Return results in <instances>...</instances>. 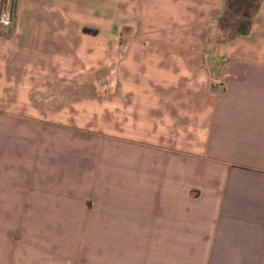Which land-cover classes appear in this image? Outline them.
<instances>
[{"label":"crops","instance_id":"crops-1","mask_svg":"<svg viewBox=\"0 0 264 264\" xmlns=\"http://www.w3.org/2000/svg\"><path fill=\"white\" fill-rule=\"evenodd\" d=\"M225 2L15 0L0 264H264V0L214 83ZM91 78L108 91L74 98Z\"/></svg>","mask_w":264,"mask_h":264},{"label":"rangeland","instance_id":"rangeland-1","mask_svg":"<svg viewBox=\"0 0 264 264\" xmlns=\"http://www.w3.org/2000/svg\"><path fill=\"white\" fill-rule=\"evenodd\" d=\"M259 4V0H226L225 2V8L222 12V14L218 17L217 19V25H216V32L215 34L209 32V27H205V29H208L206 32L205 36H203V41H202V49H205L203 53H209L213 52L211 50H218L222 47H224V44L227 41H230L231 38H234L244 32L247 31L249 28V24L251 21V18L253 17L257 7ZM4 8L5 10H8V0H4ZM10 26V22L8 25H5L3 27V32ZM202 29L204 27H201ZM109 27H104L103 28V33H109L108 32ZM127 32H130V29H126ZM199 31L198 27H186L185 34L186 35H195ZM225 59L228 61V64L230 65V60L227 55H221L218 52L217 55V61L216 62H211V65H216L218 66L217 70L214 72L215 74L219 75V78H223V73L226 71V66L224 65ZM210 65V64H209ZM227 65V64H226ZM223 66V67H221ZM97 75V74H94ZM93 75V76H94ZM106 75L108 73L106 72ZM210 72V77L211 81L214 83H217L219 81L213 80ZM91 75V77H93ZM97 77V76H96ZM94 78H91L88 82L85 80H79L75 81V88L73 90V96L74 98L81 97L82 95L84 96H98L106 93L108 90L107 89H102L100 86H96L97 84L94 83ZM84 81V82H82ZM93 81V83H92ZM96 83V82H95ZM84 85L89 86L90 88H85ZM103 96V95H102ZM96 113V111H95Z\"/></svg>","mask_w":264,"mask_h":264},{"label":"built area","instance_id":"built-area-1","mask_svg":"<svg viewBox=\"0 0 264 264\" xmlns=\"http://www.w3.org/2000/svg\"><path fill=\"white\" fill-rule=\"evenodd\" d=\"M8 23H9L8 10L7 9L5 10V8H1V11H0V25L5 26V25H8ZM205 56H207V58H209V62L207 64H211V62H216L217 61V55L215 54L214 51L213 52H210V54L209 53H206ZM231 61H232V59L230 60V63H231ZM224 65L226 67L229 66L228 61L226 59L224 61ZM221 67H223V66H221ZM214 72L215 71L213 69L211 71V74H212L211 76H212L213 80L221 82L222 79H220L219 78V75L218 74H215ZM224 74H225V72L222 75H224Z\"/></svg>","mask_w":264,"mask_h":264},{"label":"water","instance_id":"water-1","mask_svg":"<svg viewBox=\"0 0 264 264\" xmlns=\"http://www.w3.org/2000/svg\"><path fill=\"white\" fill-rule=\"evenodd\" d=\"M14 3H15V0H9V3H8V19H9V21L12 18V14H13V10H14Z\"/></svg>","mask_w":264,"mask_h":264},{"label":"bare ground","instance_id":"bare-ground-1","mask_svg":"<svg viewBox=\"0 0 264 264\" xmlns=\"http://www.w3.org/2000/svg\"><path fill=\"white\" fill-rule=\"evenodd\" d=\"M8 3H9V0H8Z\"/></svg>","mask_w":264,"mask_h":264}]
</instances>
